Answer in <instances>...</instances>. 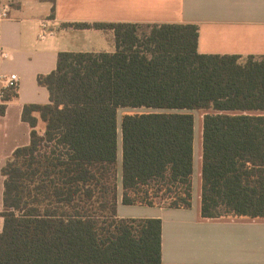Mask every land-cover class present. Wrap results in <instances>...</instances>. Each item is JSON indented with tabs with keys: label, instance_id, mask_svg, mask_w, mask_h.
Wrapping results in <instances>:
<instances>
[{
	"label": "trees",
	"instance_id": "trees-1",
	"mask_svg": "<svg viewBox=\"0 0 264 264\" xmlns=\"http://www.w3.org/2000/svg\"><path fill=\"white\" fill-rule=\"evenodd\" d=\"M73 26L115 50L59 52L37 76L49 103L23 106L28 143L0 169V264H162L160 219L118 218L117 200L191 207L197 110L200 217L264 219V56L199 54L194 24Z\"/></svg>",
	"mask_w": 264,
	"mask_h": 264
},
{
	"label": "crops",
	"instance_id": "crops-1",
	"mask_svg": "<svg viewBox=\"0 0 264 264\" xmlns=\"http://www.w3.org/2000/svg\"><path fill=\"white\" fill-rule=\"evenodd\" d=\"M45 19L52 35L38 41V25ZM93 23L194 24L199 54L233 55L240 62L264 56V0H11L7 17L0 21V52L7 54L0 57V75H16L18 86L16 97L1 103L0 169L15 148L28 143L23 106L49 103L47 90L36 79L55 69L57 54L114 52L111 30L73 26ZM36 130L40 134L44 130L39 119ZM194 143L193 137L189 209L126 206L118 197L117 217L160 219L162 264H264V219L200 217V177L196 173L194 178V169L197 157L199 172L201 146L196 152Z\"/></svg>",
	"mask_w": 264,
	"mask_h": 264
},
{
	"label": "built area",
	"instance_id": "built-area-1",
	"mask_svg": "<svg viewBox=\"0 0 264 264\" xmlns=\"http://www.w3.org/2000/svg\"><path fill=\"white\" fill-rule=\"evenodd\" d=\"M10 1L5 0L0 5V21L7 17V13L10 8ZM48 20H42L38 25L37 40L43 41L47 36H51L52 32L48 28L50 27ZM0 57L2 59L7 58V54L4 51L0 52ZM18 86V78L16 75H0V105L3 101L4 91L7 89L16 90Z\"/></svg>",
	"mask_w": 264,
	"mask_h": 264
},
{
	"label": "rangeland",
	"instance_id": "rangeland-1",
	"mask_svg": "<svg viewBox=\"0 0 264 264\" xmlns=\"http://www.w3.org/2000/svg\"><path fill=\"white\" fill-rule=\"evenodd\" d=\"M145 110H119L118 111V119L120 120V117L124 114V113H135V112H144ZM192 115H193V119H194V126H193V132H194V144L196 145V152H197V147H198V144L200 143V146H201V125H202V115L204 114L203 111H192L191 112ZM199 128H200V132H199ZM120 142V140H119ZM200 150V159H201V149ZM197 157L195 158V169H194V178L197 177L196 173H198L199 177H200V174H201V165H200V169H199V172L197 171L196 169V166H197ZM1 177V175H0ZM1 183V181H0ZM162 206V205H160Z\"/></svg>",
	"mask_w": 264,
	"mask_h": 264
}]
</instances>
